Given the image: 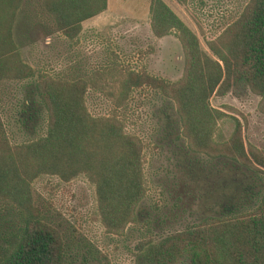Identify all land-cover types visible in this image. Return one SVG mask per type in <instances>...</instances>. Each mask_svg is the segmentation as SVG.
I'll return each instance as SVG.
<instances>
[{"label":"trees","instance_id":"trees-1","mask_svg":"<svg viewBox=\"0 0 264 264\" xmlns=\"http://www.w3.org/2000/svg\"><path fill=\"white\" fill-rule=\"evenodd\" d=\"M22 0H0V79L31 75L22 62L10 28ZM106 0H40V9L65 36H74L81 20L105 8ZM153 34L174 28L182 51L178 79L167 81L146 71L127 69L119 99L133 85L151 84L174 102L182 132L192 146L208 151L210 135L222 111L208 104L211 93L250 90L264 111V0H246L239 13L203 51L196 34L163 0H149ZM84 80L40 73L35 92L45 109V130L36 138L0 142V198L20 211V222L0 246V264H68L66 247L54 226L42 220L30 202L28 180L41 172L68 179L84 172L93 183L96 208L104 227L117 232L135 218L144 187L141 143L122 130L113 115L90 114L83 103ZM236 120V119H235ZM219 153L262 168L264 148L241 140L238 120L221 142ZM254 165V166H253ZM132 264H264V190L249 209L207 216L138 248Z\"/></svg>","mask_w":264,"mask_h":264},{"label":"rangeland","instance_id":"rangeland-1","mask_svg":"<svg viewBox=\"0 0 264 264\" xmlns=\"http://www.w3.org/2000/svg\"><path fill=\"white\" fill-rule=\"evenodd\" d=\"M163 1L196 34L199 47L212 55L206 40L233 20L246 0ZM39 2L22 0L12 18L10 34L17 55L33 72L19 78L0 79V142L22 143L44 132L45 109L34 89L38 74L84 80L83 103L87 111L95 116L113 115L124 132L140 140L144 190L134 206L135 218L117 232L107 231L97 212L93 183L84 172L68 179L54 173L36 174L28 180L30 202L40 218L59 232L70 255L68 264H132L138 248L183 225L175 227L162 221L165 214L170 221L169 217L177 214L166 213L168 207H164L165 192L161 184L164 180L160 175L166 174L165 168L171 175V170L160 161L152 113L160 99H169L173 106L174 102L147 83L130 86L121 100L119 83L127 69L146 71L167 81L178 79L183 62L180 42L174 28L161 35L153 34L149 0H106L104 9L81 20L80 30L72 37L54 28L52 17L40 9ZM207 101L222 111L210 135L213 148L203 151L192 146L178 124L187 147L199 155L193 167L186 165L187 162L185 166L193 169L199 198L198 206L195 202L190 207L200 217L221 212L222 203L225 205L232 198L235 180L251 181L259 195L264 190L262 168L246 167L241 161L218 152L236 120L244 148L247 144L264 148V111L258 107L259 96L248 89L236 94L227 90L222 94L211 93ZM33 110H38L40 116L36 125ZM176 162L173 178L186 176V171H181L183 162ZM246 209L243 205L238 211ZM160 212L163 213L160 220L154 221L153 216ZM20 216L18 208L0 198V246L7 245L6 238L15 231ZM181 218L188 220L186 215Z\"/></svg>","mask_w":264,"mask_h":264},{"label":"flooded vegetation","instance_id":"flooded-vegetation-1","mask_svg":"<svg viewBox=\"0 0 264 264\" xmlns=\"http://www.w3.org/2000/svg\"><path fill=\"white\" fill-rule=\"evenodd\" d=\"M159 101L160 102L157 103V105L154 107V110L152 111V113L155 114L154 119L156 123L154 137L156 139V144L160 148V161H162L164 167L167 165V168L171 170V175L170 173H167L168 170L166 168V174L163 173L160 175L162 181L164 180V182H161V184L164 187V192L166 195H164V207H168L166 213L168 212L177 214V217H169L172 219V221L168 220V215L165 214L164 217L162 216V221L164 220V223L174 225L175 227L182 225L184 227L186 225L198 223L206 216H220L221 214L224 215L228 213L239 212L238 210L243 205L247 206L248 209L253 206L260 197L259 190H256V188L252 186L251 181L247 180L243 182L241 180H235L236 186L235 190L232 192V198L230 199L229 203L225 205L222 203V206L220 207L221 212H217V214H206L202 217H200L201 215L196 216V214L193 212V208L190 206L194 205L195 202L198 206L197 200L199 198V191L195 183V178H193V169H189V167L187 168L185 166V162H187L186 165L188 164L193 167L195 165L196 158L199 155L194 152V150L191 151V149L187 147L184 139L180 136V128L178 125L179 118L175 112L172 102L167 98L160 99ZM19 110L21 112L22 107H20ZM33 112L35 113L33 122L34 125H36L40 116L38 110H33ZM24 118L25 116L23 117V120ZM177 160H181V162L184 164V168L181 169L182 173L186 171V176L183 175L182 178L181 175L178 178H173L172 176V169L176 167V164H178L176 162ZM160 214L163 213L160 212L159 215L153 216L154 221L158 222L160 220ZM184 215L188 217V220H184V218L180 219V216L183 217ZM166 226H164V229Z\"/></svg>","mask_w":264,"mask_h":264}]
</instances>
